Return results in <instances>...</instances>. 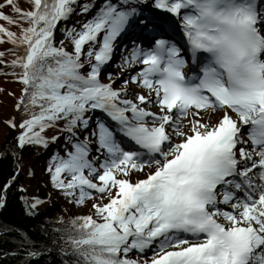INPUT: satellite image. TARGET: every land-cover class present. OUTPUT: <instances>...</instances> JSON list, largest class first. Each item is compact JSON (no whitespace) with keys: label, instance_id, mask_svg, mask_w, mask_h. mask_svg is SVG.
<instances>
[{"label":"snow or ice","instance_id":"obj_1","mask_svg":"<svg viewBox=\"0 0 264 264\" xmlns=\"http://www.w3.org/2000/svg\"><path fill=\"white\" fill-rule=\"evenodd\" d=\"M0 20L19 29L0 24L15 149L57 145L51 187L91 201L59 264H264V0H0ZM21 199L33 218L45 203ZM17 235L23 264L52 251Z\"/></svg>","mask_w":264,"mask_h":264},{"label":"trees","instance_id":"obj_2","mask_svg":"<svg viewBox=\"0 0 264 264\" xmlns=\"http://www.w3.org/2000/svg\"><path fill=\"white\" fill-rule=\"evenodd\" d=\"M20 7L28 9L30 0H15ZM5 13H10V9L5 7L2 9ZM75 14L67 21L71 26L75 22ZM0 24L11 28L13 31H19L15 25H9L6 21L0 20ZM64 26L61 24L59 27ZM59 27L55 32L57 44L63 39ZM10 43L0 44V50L11 48ZM11 56L6 54L5 59H11ZM0 68H3L0 65ZM5 72H10L11 69L4 68ZM22 85L17 82L11 75L0 74V185H3L7 179L13 174L17 165L21 168V174L17 177L15 183L6 192V205L0 208V264H23L25 256L18 252L19 236L17 233L28 232L33 239L45 247L40 248L41 252L45 249H51V253L44 255L39 259L30 261V264H48L52 261L53 264H59L60 256L58 250L65 245L68 235H71V227L69 221L72 217L81 215L79 212L83 206H75L70 204L62 195L63 202L49 201L45 198V192L41 184L34 176H30L29 170L33 173L32 162L38 158L47 156V151L37 149H25L22 153L14 147V139L18 134V130L11 129L6 124V121L15 117L19 122L22 113L15 110L17 97L20 95ZM11 93V94H10ZM48 135L55 134L54 130H46ZM49 149L54 150V145ZM16 157H20L17 159ZM23 186L27 191H19V187ZM22 196L31 197L39 196L45 201L40 206V214L36 217H31L25 210V205ZM91 201L87 203L90 207ZM63 217V222H59ZM59 230V231H56ZM43 233V234H41ZM63 237V239L61 238ZM8 252V256L4 253ZM63 259L67 260L65 256Z\"/></svg>","mask_w":264,"mask_h":264},{"label":"rangeland","instance_id":"obj_3","mask_svg":"<svg viewBox=\"0 0 264 264\" xmlns=\"http://www.w3.org/2000/svg\"><path fill=\"white\" fill-rule=\"evenodd\" d=\"M75 20H81V17L75 15ZM65 46L71 50V44L67 41H65ZM116 57L114 58V60H112V62H109L105 67L107 68V71H102L101 77H105L106 73L108 72H116L118 71L117 65L119 63V60H115ZM117 84L119 85V81L117 82ZM57 147V145H54V149ZM53 150L48 149L47 150V156L44 158L38 157L36 158L33 162H32V170L33 173L35 175V178L37 179V181L41 184L42 189L44 190L43 192H45V198L47 200L51 201H57V202H63L62 201V196L61 194L57 193L56 190H54L50 183L48 182V175L47 173L44 171L46 164L50 158V155L52 153ZM81 214H88L89 213V209H81L79 211Z\"/></svg>","mask_w":264,"mask_h":264}]
</instances>
